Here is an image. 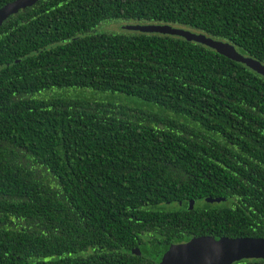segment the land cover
Listing matches in <instances>:
<instances>
[{"label": "trees", "instance_id": "16d2710c", "mask_svg": "<svg viewBox=\"0 0 264 264\" xmlns=\"http://www.w3.org/2000/svg\"><path fill=\"white\" fill-rule=\"evenodd\" d=\"M129 21L264 65V0H39L10 16L0 264H160L195 237L264 239V77L179 37L104 29Z\"/></svg>", "mask_w": 264, "mask_h": 264}, {"label": "water", "instance_id": "95a60500", "mask_svg": "<svg viewBox=\"0 0 264 264\" xmlns=\"http://www.w3.org/2000/svg\"><path fill=\"white\" fill-rule=\"evenodd\" d=\"M39 0H16L0 8V26L10 16L20 10L32 7ZM124 31L142 34L179 37L207 47L227 59L245 65L249 70L264 77V65L240 54L233 45L214 40L204 34H197L183 28L169 25H128ZM210 203H219L223 199H207ZM191 207V205H190ZM140 255L138 248L133 250ZM242 260H264V239L262 238H225L195 237L187 243L171 245L162 255L160 264H234Z\"/></svg>", "mask_w": 264, "mask_h": 264}, {"label": "rangeland", "instance_id": "374dc122", "mask_svg": "<svg viewBox=\"0 0 264 264\" xmlns=\"http://www.w3.org/2000/svg\"><path fill=\"white\" fill-rule=\"evenodd\" d=\"M128 25L134 26V25H141V24H138V23L133 22V21H129V22L124 23V24L108 25V26L104 27V29L109 30V31H124L123 26H128Z\"/></svg>", "mask_w": 264, "mask_h": 264}, {"label": "flooded vegetation", "instance_id": "af4514ba", "mask_svg": "<svg viewBox=\"0 0 264 264\" xmlns=\"http://www.w3.org/2000/svg\"><path fill=\"white\" fill-rule=\"evenodd\" d=\"M188 204H189V207H190V205H191V207H194L195 206V202H188Z\"/></svg>", "mask_w": 264, "mask_h": 264}]
</instances>
